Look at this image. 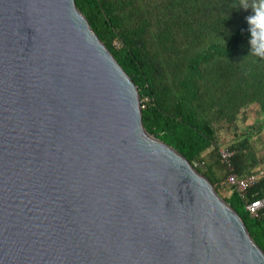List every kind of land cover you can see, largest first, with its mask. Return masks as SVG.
Returning a JSON list of instances; mask_svg holds the SVG:
<instances>
[{
    "label": "water",
    "instance_id": "water-1",
    "mask_svg": "<svg viewBox=\"0 0 264 264\" xmlns=\"http://www.w3.org/2000/svg\"><path fill=\"white\" fill-rule=\"evenodd\" d=\"M0 264H264L75 0H0Z\"/></svg>",
    "mask_w": 264,
    "mask_h": 264
},
{
    "label": "trees",
    "instance_id": "trees-1",
    "mask_svg": "<svg viewBox=\"0 0 264 264\" xmlns=\"http://www.w3.org/2000/svg\"><path fill=\"white\" fill-rule=\"evenodd\" d=\"M91 27L138 87L148 133L183 154L214 184L219 128L235 125L256 103L264 128V54H257L248 17L260 0H75ZM230 163L240 176L257 160L249 134L232 141ZM264 196V177L245 196L223 197L264 251V207L256 216L246 199Z\"/></svg>",
    "mask_w": 264,
    "mask_h": 264
},
{
    "label": "rangeland",
    "instance_id": "rangeland-1",
    "mask_svg": "<svg viewBox=\"0 0 264 264\" xmlns=\"http://www.w3.org/2000/svg\"><path fill=\"white\" fill-rule=\"evenodd\" d=\"M260 119L261 115L258 110V105L252 103L241 110L234 126L230 128L222 127L217 131L219 149L227 148V146L238 137H241L243 134H249V142L257 160L252 171L255 169L264 171V128L257 130V124ZM214 170L221 178L218 183L219 194L221 197H228L231 193V188L226 184H222L225 170L216 164H214Z\"/></svg>",
    "mask_w": 264,
    "mask_h": 264
},
{
    "label": "built area",
    "instance_id": "built-area-1",
    "mask_svg": "<svg viewBox=\"0 0 264 264\" xmlns=\"http://www.w3.org/2000/svg\"><path fill=\"white\" fill-rule=\"evenodd\" d=\"M219 155L221 161L228 166V174L222 181V184L228 185L231 189L238 191L242 196H245L247 190L264 177V171L261 169H255L250 173L240 176L234 170L230 163V156L232 151L227 148L219 149ZM264 207V196L254 199H246L245 208L252 216H256L260 209Z\"/></svg>",
    "mask_w": 264,
    "mask_h": 264
},
{
    "label": "clouds",
    "instance_id": "clouds-1",
    "mask_svg": "<svg viewBox=\"0 0 264 264\" xmlns=\"http://www.w3.org/2000/svg\"><path fill=\"white\" fill-rule=\"evenodd\" d=\"M255 14L248 17L252 34V40L249 41L253 50L257 54H264V0H260L258 7H255Z\"/></svg>",
    "mask_w": 264,
    "mask_h": 264
}]
</instances>
